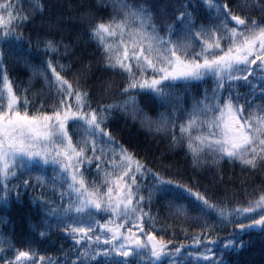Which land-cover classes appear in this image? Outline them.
<instances>
[{
  "label": "snow or ice",
  "instance_id": "1",
  "mask_svg": "<svg viewBox=\"0 0 264 264\" xmlns=\"http://www.w3.org/2000/svg\"><path fill=\"white\" fill-rule=\"evenodd\" d=\"M102 2L98 19L95 6L81 13L89 20L83 35L95 44L86 60L79 36L66 42L61 20L44 18L46 0H0V206L28 194L39 235L71 241L52 256L0 235V252L9 254L0 264H226L224 253L244 245L240 233L264 232V179L250 189L245 179L238 201L214 198L198 176L222 183L223 161L264 173V0H177L164 10L151 0ZM37 17L43 32L25 36ZM6 57L30 70L24 89ZM93 62L121 78L110 103L85 86ZM33 79L41 87L30 97ZM141 94L164 111L149 115ZM117 110L146 136H162L194 175L173 176L171 165L149 166L129 150L110 127ZM153 205L188 225L178 243L174 229L169 236L158 227Z\"/></svg>",
  "mask_w": 264,
  "mask_h": 264
},
{
  "label": "trees",
  "instance_id": "2",
  "mask_svg": "<svg viewBox=\"0 0 264 264\" xmlns=\"http://www.w3.org/2000/svg\"><path fill=\"white\" fill-rule=\"evenodd\" d=\"M151 2L161 10H164L166 4L175 5L177 0H151ZM221 2H223V0H221ZM236 2L237 0H233V4ZM24 3L26 6L27 0H24ZM94 6L99 9L96 12L95 18L98 19L101 15L106 14L102 0H46V11L44 13L45 19L51 18L55 20L59 18L61 20L63 25L62 31L66 42H68L69 39L74 40L79 36L76 51L77 53L83 52L86 60L88 54L92 53L95 48V44L89 41L87 36L83 35L89 20H81V13L94 10ZM49 14H51V16H49ZM40 24L41 18L37 17L24 29L25 36L31 34L33 39H35L38 32H43V29L39 28ZM56 38H60V33H56ZM63 62L66 64L69 63L68 60ZM6 63L10 78L16 82V86L19 90L24 89L29 82V77L31 75L30 70L25 67L23 61L17 63L14 59L9 60L6 57ZM32 63L35 64L38 63V61L33 60ZM73 71H75V67ZM69 76H71V73H69ZM109 81L112 82V87L105 93L104 87L106 82ZM32 84L33 87H31L29 91L30 97L32 93L38 92L41 87L40 83L35 79H33ZM117 85L122 86L121 78L118 75L105 72L102 66L93 62V71L85 86L91 90L94 100L110 103L113 99H117ZM205 86L211 87V81L209 80L207 85L194 82L191 85V91L197 93L199 90H203ZM177 88L184 91L182 85H177ZM20 94L23 95L22 91ZM138 99L141 106L145 107L149 115L156 116L158 112L164 111V108L161 107L157 101L148 96L141 94L138 96ZM35 102L37 104L40 103L38 99ZM110 127L114 130L116 138L124 143L129 150H136L141 157L147 156L149 166H156L159 168L161 165H171L170 171L173 176H175L176 173H180L184 177L194 175L190 167V160H185L182 153L177 152L174 155L168 152L167 142L162 136H146L145 130L142 129L138 123H133L131 118L125 120L124 116L118 110L112 119ZM221 175L223 176L222 183H214L211 173L205 172L199 175L198 179L201 189L203 190V188L207 186L209 194L213 195L214 198L216 196H223L227 193L230 198L243 201L245 199L246 190V185L244 184L245 179L249 181L247 185L249 189L252 186L259 185L261 179H264V173H244L241 171L239 165H232L227 161L221 162L220 168L217 170V180H219ZM37 194L38 193H34L33 195ZM14 195L15 194H13V196ZM152 211L153 213H159L157 224L161 230H166L170 236L174 229L176 232L175 242L177 243L183 239L180 230L182 227H188L186 223L171 217L166 208L153 205ZM39 222V209L31 203V197L28 194H23L20 201L12 200L6 207L0 206V235L10 237L14 241L16 248H27L30 243L31 247L37 250L39 254L59 255L58 249H60L61 246L67 248L71 241L65 239L61 233L56 231H52L46 237H41L39 235L41 229L38 227L34 228ZM189 231L191 232V229H189ZM225 235H227V233L224 231L219 233V243L221 245ZM240 239L244 241L243 247L227 250L224 253L223 258L226 264H264V232H261L259 229L245 230L240 233ZM7 255L9 254L0 252V256ZM133 264H135V261H133ZM165 264H167V261H165Z\"/></svg>",
  "mask_w": 264,
  "mask_h": 264
}]
</instances>
